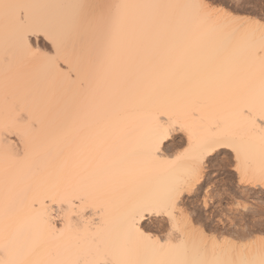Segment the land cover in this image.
I'll use <instances>...</instances> for the list:
<instances>
[{
  "label": "snow or ice",
  "instance_id": "6c2138e0",
  "mask_svg": "<svg viewBox=\"0 0 264 264\" xmlns=\"http://www.w3.org/2000/svg\"><path fill=\"white\" fill-rule=\"evenodd\" d=\"M0 26V264H264V204L234 200L212 231L183 207L205 171L264 185V15L0 0ZM66 66L74 95L58 108Z\"/></svg>",
  "mask_w": 264,
  "mask_h": 264
},
{
  "label": "rangeland",
  "instance_id": "374dc122",
  "mask_svg": "<svg viewBox=\"0 0 264 264\" xmlns=\"http://www.w3.org/2000/svg\"><path fill=\"white\" fill-rule=\"evenodd\" d=\"M218 2L222 6H227L229 9H235L237 13L255 17L264 15V0H218ZM46 43V41L41 40L38 42V46L44 47ZM177 135H180L181 139L179 141L174 139L175 141L172 145L174 149L179 144L186 142L184 135L179 133ZM231 158L227 150H224L223 156L220 157L225 162L231 160ZM218 171L211 173L205 171L200 182L197 184V191L203 190L204 194L199 199L188 200L184 204V209L190 214L193 222L196 221L194 223L205 227L206 231L218 229L216 222L220 219V216L217 213L227 216V212L231 210L230 205L234 200L243 199L245 202H250L256 208L264 204V185H259L255 182L251 185H240L238 183V177L231 170H229L231 175L227 177H221ZM205 198L208 199L207 206L202 203ZM256 219L258 224L259 218L257 217ZM246 226V224H239L236 226V230L242 232V229H245ZM230 228L227 231L231 232L232 228ZM221 234H223L222 230Z\"/></svg>",
  "mask_w": 264,
  "mask_h": 264
},
{
  "label": "bare ground",
  "instance_id": "6f19581e",
  "mask_svg": "<svg viewBox=\"0 0 264 264\" xmlns=\"http://www.w3.org/2000/svg\"><path fill=\"white\" fill-rule=\"evenodd\" d=\"M35 2H42V0H35ZM0 27H2V26H0ZM2 41H3V32H2V28H0V45H2ZM71 59L72 58L70 57V60ZM2 66H3L2 65V58H0V68H2ZM73 79H74V71H73V73H69L68 72V68L66 66L65 67L64 77L61 79V81L57 85L58 98H57L56 104H57L58 108H62L65 105L71 104L72 97L74 95ZM192 111H195L201 117H203L204 119L208 120L210 123H214V121H215V119H216V117L218 115V113H216L214 111L213 104H212V102L210 100H198V101H196L192 105ZM173 139H175V137ZM183 207H184V205H183ZM57 214H60L59 213V206H57ZM93 215H97L98 216L99 213H96L95 209H89L88 211L85 212L83 219H87V220L90 221ZM192 222H193V219H192ZM194 222H196V221H194ZM243 229H242V231H243Z\"/></svg>",
  "mask_w": 264,
  "mask_h": 264
}]
</instances>
